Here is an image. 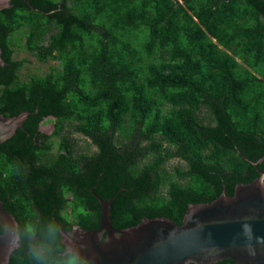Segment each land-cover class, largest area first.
I'll list each match as a JSON object with an SVG mask.
<instances>
[{"label": "trees", "instance_id": "16d2710c", "mask_svg": "<svg viewBox=\"0 0 264 264\" xmlns=\"http://www.w3.org/2000/svg\"><path fill=\"white\" fill-rule=\"evenodd\" d=\"M29 1L0 9V113L37 108L0 142V200L18 233L8 264H84L56 256L58 224L98 226L91 188L114 197L116 228L180 224L188 203L250 182L246 159L264 171V0ZM19 31L23 49L57 67L20 81ZM69 131L96 150L75 152Z\"/></svg>", "mask_w": 264, "mask_h": 264}, {"label": "water", "instance_id": "95a60500", "mask_svg": "<svg viewBox=\"0 0 264 264\" xmlns=\"http://www.w3.org/2000/svg\"><path fill=\"white\" fill-rule=\"evenodd\" d=\"M9 1L0 0V9L8 7ZM23 1L35 9L29 0ZM35 112L21 111L12 116L0 113V142L22 128L23 120ZM47 119L54 117L42 119L41 132L49 133L43 128ZM246 161L257 172L250 182L236 184L231 195L222 190L209 202L188 203L180 224L156 216L116 228L110 217L114 197L104 199L91 188L100 204L98 226L84 229L74 225L66 230L57 223L64 250L56 256L70 254L84 264H215L223 260L264 264V171L256 167V162ZM17 245V221L0 200V264H8Z\"/></svg>", "mask_w": 264, "mask_h": 264}, {"label": "rangeland", "instance_id": "374dc122", "mask_svg": "<svg viewBox=\"0 0 264 264\" xmlns=\"http://www.w3.org/2000/svg\"><path fill=\"white\" fill-rule=\"evenodd\" d=\"M23 30V29H22ZM24 41L23 31L15 32L10 38V45L13 49L12 57L15 59L22 60L21 69L18 72V79L20 81L29 79L30 76H42L49 72L50 67H57L56 60H47L45 63L38 62L36 57L28 52L26 49H23L22 43ZM203 112V111H202ZM200 117L204 119L207 115ZM204 117V118H203ZM208 119V118H207ZM44 127L50 133L52 131V121L46 120L44 122ZM68 127L64 126L62 133H66ZM69 137L74 141L73 150L75 152L88 153L91 155L96 150L95 145L91 143L88 137H85L77 131H69ZM52 140L50 152L54 153L56 151V145L58 142V137L53 135L50 137ZM179 163L177 159H172L169 162V166L173 167Z\"/></svg>", "mask_w": 264, "mask_h": 264}, {"label": "flooded vegetation", "instance_id": "af4514ba", "mask_svg": "<svg viewBox=\"0 0 264 264\" xmlns=\"http://www.w3.org/2000/svg\"><path fill=\"white\" fill-rule=\"evenodd\" d=\"M178 1H180V0H178ZM214 41H216V39H213ZM43 124H45L44 122H43ZM53 124V123H52ZM44 133H46V132H44Z\"/></svg>", "mask_w": 264, "mask_h": 264}]
</instances>
